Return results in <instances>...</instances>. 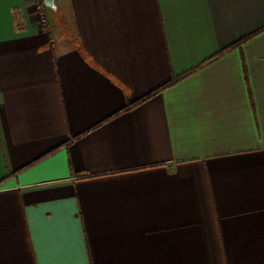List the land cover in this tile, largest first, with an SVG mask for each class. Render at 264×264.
Segmentation results:
<instances>
[{"label":"crops","instance_id":"0c3cea01","mask_svg":"<svg viewBox=\"0 0 264 264\" xmlns=\"http://www.w3.org/2000/svg\"><path fill=\"white\" fill-rule=\"evenodd\" d=\"M55 5L0 0V264H264V0Z\"/></svg>","mask_w":264,"mask_h":264},{"label":"trees","instance_id":"16d2710c","mask_svg":"<svg viewBox=\"0 0 264 264\" xmlns=\"http://www.w3.org/2000/svg\"><path fill=\"white\" fill-rule=\"evenodd\" d=\"M263 30H264V29H263ZM261 31H262V30H261ZM247 39H248V38H247ZM247 39H244L243 41H241V42H239V43L233 45V47H234V46H238V45H240L242 42H245ZM231 48H232V47H231ZM179 80H180V79H173V80L170 81L169 83H167V84H165V85H163V86H161V87L155 89L154 91H152V92H150L149 94L145 95V96L142 97L141 99H139V100H137V101H135V102H133V103H129V104L127 105V107L125 108V111H126V110H130V109H132V108H134V107H136V106H139V105L143 104L144 102H146V101L152 99V98L155 97L156 95L162 93L163 91H165V90H167V89L173 87V86H174Z\"/></svg>","mask_w":264,"mask_h":264},{"label":"built area","instance_id":"2783aa9c","mask_svg":"<svg viewBox=\"0 0 264 264\" xmlns=\"http://www.w3.org/2000/svg\"><path fill=\"white\" fill-rule=\"evenodd\" d=\"M35 7L39 14V25L45 32H50L49 19L47 15V8L44 5V0H33Z\"/></svg>","mask_w":264,"mask_h":264},{"label":"water","instance_id":"95a60500","mask_svg":"<svg viewBox=\"0 0 264 264\" xmlns=\"http://www.w3.org/2000/svg\"><path fill=\"white\" fill-rule=\"evenodd\" d=\"M44 5L48 9L56 10L55 0H44Z\"/></svg>","mask_w":264,"mask_h":264},{"label":"rangeland","instance_id":"374dc122","mask_svg":"<svg viewBox=\"0 0 264 264\" xmlns=\"http://www.w3.org/2000/svg\"><path fill=\"white\" fill-rule=\"evenodd\" d=\"M50 27V26H49Z\"/></svg>","mask_w":264,"mask_h":264}]
</instances>
